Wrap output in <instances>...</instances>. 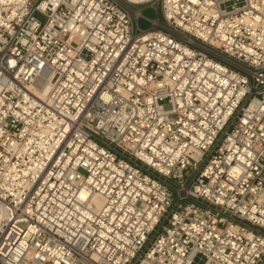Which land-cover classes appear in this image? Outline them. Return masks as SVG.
Listing matches in <instances>:
<instances>
[{
	"label": "built area",
	"instance_id": "1",
	"mask_svg": "<svg viewBox=\"0 0 264 264\" xmlns=\"http://www.w3.org/2000/svg\"><path fill=\"white\" fill-rule=\"evenodd\" d=\"M0 264H264V0H0Z\"/></svg>",
	"mask_w": 264,
	"mask_h": 264
},
{
	"label": "rangeland",
	"instance_id": "2",
	"mask_svg": "<svg viewBox=\"0 0 264 264\" xmlns=\"http://www.w3.org/2000/svg\"><path fill=\"white\" fill-rule=\"evenodd\" d=\"M137 8L139 10H142V12H141L142 17H140L138 20V27L141 31H150L153 28L152 21L157 20V18H159L160 20L163 19L161 10H159L157 12L155 9L156 6L150 7L148 5H144V6H138ZM35 16L38 20H40V22H42V23L45 22L44 16H42L40 14H36ZM135 28H136V23H135ZM189 182H190V180H189ZM168 183L171 186L170 187L171 191L175 194V199L177 200V193L173 188H178L179 185L172 180H168Z\"/></svg>",
	"mask_w": 264,
	"mask_h": 264
}]
</instances>
